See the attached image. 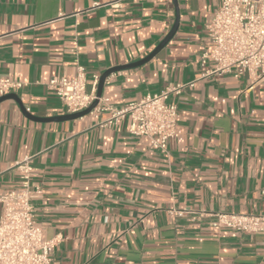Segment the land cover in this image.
I'll return each mask as SVG.
<instances>
[{"label": "crops", "instance_id": "1", "mask_svg": "<svg viewBox=\"0 0 264 264\" xmlns=\"http://www.w3.org/2000/svg\"><path fill=\"white\" fill-rule=\"evenodd\" d=\"M110 1L0 0V78L22 84L12 93L27 113L66 114L50 79L71 78L80 65L89 88L93 76L149 55L176 21L172 1ZM222 1L177 0L167 44L104 82L114 109L193 82L174 99L178 136L165 153L108 111L40 122L0 102V197L19 190V165L32 168L35 221L45 240H58L51 264H264V233L198 216L264 212V79L201 77L213 68L199 58L212 47L206 26Z\"/></svg>", "mask_w": 264, "mask_h": 264}, {"label": "built area", "instance_id": "2", "mask_svg": "<svg viewBox=\"0 0 264 264\" xmlns=\"http://www.w3.org/2000/svg\"><path fill=\"white\" fill-rule=\"evenodd\" d=\"M123 1L111 0L107 5L117 8ZM163 1L171 3L172 0ZM206 29L212 47L200 54L199 64L204 66L211 62L213 68L201 77L219 74L235 78L248 76L254 83L264 79V0H223ZM98 81L99 77L93 76L88 88L85 70L77 65L73 77H54L47 87L59 98L65 113L72 114L87 109L97 99ZM21 86L19 82L0 78V96ZM192 86L193 82L170 84L159 93L147 95L121 109L111 108L108 98L101 95L92 112L108 111L114 120L128 118L131 136L146 138L152 150L165 153L168 141L178 136V108L174 99ZM18 169L22 173L19 190L0 197V264H51L58 240L43 238L33 212L32 201L39 197L41 190L31 186L32 168L23 163ZM261 193L264 203V188ZM184 212L176 211V214ZM198 216H210L217 229L264 233V212H203Z\"/></svg>", "mask_w": 264, "mask_h": 264}, {"label": "water", "instance_id": "3", "mask_svg": "<svg viewBox=\"0 0 264 264\" xmlns=\"http://www.w3.org/2000/svg\"><path fill=\"white\" fill-rule=\"evenodd\" d=\"M172 2L174 4L175 10H176V21H175L173 27L171 28V30L169 31V33L166 35V37L158 44V46L149 55H147L143 59H141V60H139V61H137L135 63L128 64V65L112 67V68L106 70L104 73H102V75L99 77L98 86H97V93H96V98L97 99L87 109H85V110H83L81 112L72 113V114H64V115H60V116H56V117H51V118H38V117L32 116L29 113H27L25 107L20 102L18 96L15 95L12 92L6 93L3 96H0V102H2L4 100L11 99V100H13V101L16 102V104L19 106V108L22 111V113L27 118H29L31 120H34V121H40V122H62V121L74 120V119L83 117L85 115H88L89 113L92 112L93 108H95V106L98 103V98H100V96L102 95V88H103V85H104V82H105L106 78H108L111 74H113L115 72H118V71H121V70L130 69V68H135V67H138V66H141V65L147 63L172 38V36L176 32V29H177V26H178L177 0H172Z\"/></svg>", "mask_w": 264, "mask_h": 264}]
</instances>
